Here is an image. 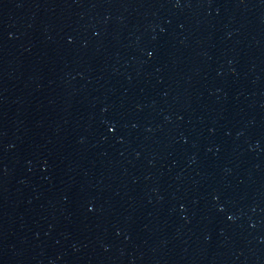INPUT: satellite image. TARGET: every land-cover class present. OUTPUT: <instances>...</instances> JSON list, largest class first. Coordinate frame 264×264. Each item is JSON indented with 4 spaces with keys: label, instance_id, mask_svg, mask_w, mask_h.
<instances>
[{
    "label": "water",
    "instance_id": "95a60500",
    "mask_svg": "<svg viewBox=\"0 0 264 264\" xmlns=\"http://www.w3.org/2000/svg\"><path fill=\"white\" fill-rule=\"evenodd\" d=\"M0 264H264V0H0Z\"/></svg>",
    "mask_w": 264,
    "mask_h": 264
},
{
    "label": "snow or ice",
    "instance_id": "6c2138e0",
    "mask_svg": "<svg viewBox=\"0 0 264 264\" xmlns=\"http://www.w3.org/2000/svg\"><path fill=\"white\" fill-rule=\"evenodd\" d=\"M111 131V129H109Z\"/></svg>",
    "mask_w": 264,
    "mask_h": 264
}]
</instances>
